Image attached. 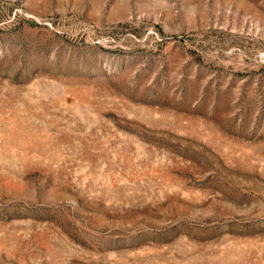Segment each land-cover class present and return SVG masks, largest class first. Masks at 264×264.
I'll return each instance as SVG.
<instances>
[{"label":"rangeland","instance_id":"374dc122","mask_svg":"<svg viewBox=\"0 0 264 264\" xmlns=\"http://www.w3.org/2000/svg\"><path fill=\"white\" fill-rule=\"evenodd\" d=\"M0 264H264V0H0Z\"/></svg>","mask_w":264,"mask_h":264}]
</instances>
